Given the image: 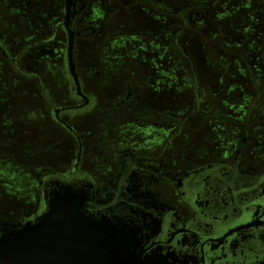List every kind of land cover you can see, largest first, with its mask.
<instances>
[{
    "label": "flooded vegetation",
    "instance_id": "1",
    "mask_svg": "<svg viewBox=\"0 0 264 264\" xmlns=\"http://www.w3.org/2000/svg\"><path fill=\"white\" fill-rule=\"evenodd\" d=\"M221 1L74 0L68 27L75 32V59L79 40L85 41L87 49L101 44V50L110 48L112 44L105 47L102 37L107 23L127 9L142 13L136 6L138 2L150 13L145 12V17L155 20L161 30L168 32L167 22L178 20L180 25L168 36L150 37L144 42L151 46L156 69L171 63V55L185 64L196 94L187 114L166 109L168 96L164 90L155 89L157 82H150L151 89H146L143 98L141 75L133 76L128 64L120 63L119 74L109 87L99 84L90 89L80 81L79 94L67 63L66 0H57L58 11L51 12L49 32L44 38L22 37L18 42L9 30L0 32V55L10 66L8 78L14 74L34 79L54 127L68 130L73 137L72 152L67 154L64 169L37 167L29 171L34 207L10 222L41 223L54 198L75 192L89 197L91 215L137 231L146 257L164 259L167 264H264V157L260 147L264 140V73L258 72L259 81L246 56L235 51L246 67L252 84L248 92L253 96L242 90L244 95L238 102L219 103L230 107L231 112L220 110L213 102H207L210 90L203 91L200 86L197 62L189 48L192 36H184L190 29V14L212 16ZM170 2L180 5H169ZM100 21L99 30L101 24H95ZM215 24L223 30L220 23ZM129 37L114 36V46L131 55L137 54L139 45L147 47L142 40L138 44V36ZM210 40L206 59L211 65H220H216L219 73L229 72L230 62L217 55L232 54V50L219 36ZM60 53L72 82L66 101L55 95L36 67ZM75 64L79 79L83 78L76 60ZM101 64L98 62V67ZM133 69L138 70L135 66ZM94 110L118 123L109 136L118 133L119 140L109 147V139H105V156L96 167H90L83 165V160L96 157L84 143V133L76 126L75 118L88 117ZM196 110L198 118H191ZM36 120L28 115L29 123ZM221 125H226L229 135L214 143L203 142L204 130L217 133ZM189 150L197 155L181 163L178 159Z\"/></svg>",
    "mask_w": 264,
    "mask_h": 264
},
{
    "label": "rangeland",
    "instance_id": "2",
    "mask_svg": "<svg viewBox=\"0 0 264 264\" xmlns=\"http://www.w3.org/2000/svg\"><path fill=\"white\" fill-rule=\"evenodd\" d=\"M170 3L180 5L179 2ZM57 4V0H0V32L9 30L18 42L22 37L44 38L49 32L51 12L54 9L58 11ZM136 6L143 10L142 13L127 9L122 14H116L114 21L107 23L106 33L102 37L106 40L105 45H113L110 48L108 46L101 50V44L100 47L96 45L87 49L85 41H78L75 60L84 78L80 76L81 84L90 89L99 84L109 87V83L119 74L120 63L128 64V69L132 67L133 76L137 73L141 75L140 92L143 98L147 95L146 89H151L150 82H157L154 87L164 90L168 96L169 105L166 109L187 114L192 109L196 94L185 64L179 57L171 55V63L166 64L164 69H156L151 46L144 42L150 37L168 36L180 24L177 25L178 20L173 17L174 21L167 22L168 32L167 29L161 30L156 27L155 20L145 17V12L150 13L144 4L138 2ZM215 22L220 23L223 30ZM96 24H101L100 30L101 21ZM97 35L101 36V33ZM114 36L127 39L129 36H138V44L142 40L147 47L139 45L138 55H131L129 51L122 52L114 46ZM184 36H192L189 48L197 62L200 86L203 91L206 88L210 90L207 102H213L220 110L231 112L230 107L226 108L219 103L238 102L244 94L253 96L248 92L252 84L245 72L246 67L235 51L246 56L257 78L258 72L264 73V0H222L212 10V16L208 17L204 13L190 14V29ZM216 36L233 52L217 55L218 59L230 62L229 72L219 73L216 69L219 64L211 65L206 59V47L210 38ZM59 39L62 40L63 36H59ZM219 45L222 47L221 42ZM119 56L122 58L119 59ZM98 62L102 63L100 67ZM65 64L61 54L36 66L62 101L69 97L68 91L72 85ZM133 66L138 70L134 71ZM9 72L8 62L0 55V222L14 220L33 209V180L29 171L37 167H49L51 171L64 169L67 154H71L73 146L70 132L62 127H54L36 81L14 74L8 78ZM242 90H247V93L245 91L243 94ZM251 92L255 95L253 89ZM197 112H193L191 118H198ZM28 115L37 120L29 123ZM88 115L90 117H76L75 124L84 133V143L92 148L96 157L83 160V165L96 167L106 154L103 146L107 141L104 140L109 139V147L119 140L118 133L109 136V131L116 130L118 123L97 110ZM204 132L203 142L209 143L229 135L226 125H221V131L217 133ZM260 147L264 157V140ZM196 155V152L189 150L183 152L178 160L181 163L191 161Z\"/></svg>",
    "mask_w": 264,
    "mask_h": 264
},
{
    "label": "water",
    "instance_id": "3",
    "mask_svg": "<svg viewBox=\"0 0 264 264\" xmlns=\"http://www.w3.org/2000/svg\"><path fill=\"white\" fill-rule=\"evenodd\" d=\"M74 0H66V26ZM68 70L79 94L75 64V32L68 27ZM89 197L65 192L52 200L41 223L0 222V264H167L146 257L137 231L116 226L88 211Z\"/></svg>",
    "mask_w": 264,
    "mask_h": 264
}]
</instances>
